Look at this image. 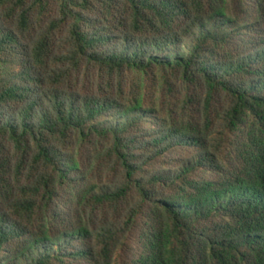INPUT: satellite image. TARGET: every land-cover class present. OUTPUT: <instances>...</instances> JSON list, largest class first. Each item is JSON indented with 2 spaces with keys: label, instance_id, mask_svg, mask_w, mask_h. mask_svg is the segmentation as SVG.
<instances>
[{
  "label": "trees",
  "instance_id": "obj_1",
  "mask_svg": "<svg viewBox=\"0 0 264 264\" xmlns=\"http://www.w3.org/2000/svg\"><path fill=\"white\" fill-rule=\"evenodd\" d=\"M0 264H264V0H0Z\"/></svg>",
  "mask_w": 264,
  "mask_h": 264
}]
</instances>
